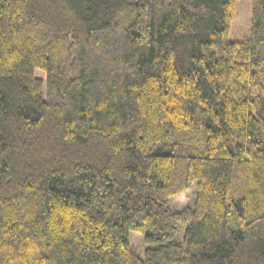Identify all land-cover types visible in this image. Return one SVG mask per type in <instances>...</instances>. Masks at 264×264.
<instances>
[{"label": "trees", "instance_id": "1", "mask_svg": "<svg viewBox=\"0 0 264 264\" xmlns=\"http://www.w3.org/2000/svg\"><path fill=\"white\" fill-rule=\"evenodd\" d=\"M236 2L0 0V264H264V0L229 40Z\"/></svg>", "mask_w": 264, "mask_h": 264}, {"label": "rangeland", "instance_id": "2", "mask_svg": "<svg viewBox=\"0 0 264 264\" xmlns=\"http://www.w3.org/2000/svg\"><path fill=\"white\" fill-rule=\"evenodd\" d=\"M251 0H237L235 13L231 22L229 40H242L249 35L250 30ZM36 75L44 78L45 75L37 70ZM193 204V189L184 191L180 196L173 198L169 205L174 210H180ZM129 240L132 248L140 255L144 249L143 236L134 231L129 232Z\"/></svg>", "mask_w": 264, "mask_h": 264}]
</instances>
